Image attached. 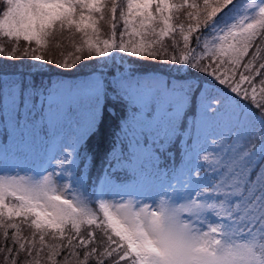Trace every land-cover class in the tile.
Here are the masks:
<instances>
[{"label": "snow or ice", "instance_id": "6c2138e0", "mask_svg": "<svg viewBox=\"0 0 264 264\" xmlns=\"http://www.w3.org/2000/svg\"><path fill=\"white\" fill-rule=\"evenodd\" d=\"M2 2L0 37L14 42L7 58L40 62L33 65L37 71L44 64L72 69L85 58L98 65L75 81L37 84L0 74V119L6 134L12 130V161L26 160L37 143L59 141L40 178L19 163L10 168L4 148V264H264V0L239 12L234 0ZM102 26L109 28L106 39ZM65 33L76 54L46 59V47ZM21 41L27 46L20 48ZM4 52L0 47V56ZM117 53L136 59L125 67ZM149 59L177 75L135 68ZM102 98L123 104L125 115L93 182L85 171L92 159L86 145L100 129ZM190 105L198 114L184 178L165 185L164 178H176L175 169L159 161L171 158L178 127L187 130ZM202 135L212 155L199 156L208 151L196 147ZM152 177L160 190L144 200L132 197V191L143 195L141 182ZM115 189L130 198L120 191L119 200L112 198ZM22 226L29 235L21 234Z\"/></svg>", "mask_w": 264, "mask_h": 264}, {"label": "trees", "instance_id": "16d2710c", "mask_svg": "<svg viewBox=\"0 0 264 264\" xmlns=\"http://www.w3.org/2000/svg\"><path fill=\"white\" fill-rule=\"evenodd\" d=\"M240 0H234L238 9V4ZM183 19V18H182ZM119 31V29H118ZM101 32L105 33V35H102V39L108 38L107 33L109 32L108 26H102ZM1 38V37H0ZM0 47H3V44L0 43ZM4 48V47H3ZM154 63H159L156 60H149ZM124 64H127L126 61H124ZM137 64V63H136ZM128 65V64H127ZM31 71H26L25 69L21 68L19 70L18 66L12 65L11 67H6L0 65V74L8 73V74H18L19 76L26 77L28 79H34L37 84L40 83L41 80L44 82H49L51 80L58 81L62 78H74L73 75H70L68 73H62L54 70H39L37 71L36 68L33 66L31 67ZM135 68L141 72V73H161L163 74L162 78H167L169 75H177V73L170 67L168 69H165L163 67H159L155 64L149 65V66H137L135 65ZM35 75H38L39 77H35ZM29 75V76H26ZM89 74H83L82 77L85 79L88 77ZM75 79V78H74ZM208 87H211V85H208ZM261 85L259 83L256 84L257 91H259ZM215 93V90H214ZM101 105L104 107L103 111V117H102V123L100 125L99 131L92 135L90 139L87 141V150L89 152V155L91 156V162L89 164L88 169H86V174L90 175L91 177L93 175H96L101 171V168L104 166V158L108 150L111 148L114 135L119 131L118 125L121 122V118L125 115V106L123 104L115 103L114 100H107L105 101L103 98L101 99ZM198 114V109H196L194 106H189V116H188V124H187V130L186 133L179 131V127L177 129V133L175 136L172 137V144L170 145L171 148V158H168V155H165L162 157L159 161L161 165L166 166L167 169H169V163L174 165L175 167H179L183 165L185 167L184 161V153L188 149V141H189V134L192 135L194 138L196 136V130L192 126V118L193 114ZM0 122H4L2 119H0ZM177 136L181 137V139L177 140ZM3 143H6L8 145H12L13 151L15 153V147L14 142L9 141H3ZM40 147V144L37 143L32 150L28 153L35 152ZM121 179H124L123 173L120 174ZM11 234V232H10ZM3 239V238H2ZM0 239V245L8 243L4 240ZM6 255L0 254V264H2V261L4 262V258ZM63 256V253L61 257Z\"/></svg>", "mask_w": 264, "mask_h": 264}, {"label": "rangeland", "instance_id": "374dc122", "mask_svg": "<svg viewBox=\"0 0 264 264\" xmlns=\"http://www.w3.org/2000/svg\"><path fill=\"white\" fill-rule=\"evenodd\" d=\"M198 3L202 4L203 0H197ZM252 0H246L244 2V4L240 7L241 11L244 7H246L249 3H251ZM4 8V4L2 2V0H0V11H2V9ZM182 19V18H181ZM68 33H65L64 37L60 38L59 41H54L51 45L46 47V51L43 53L46 57V59H52V60H67V59H71L76 53H75V49L72 47V42L68 39ZM179 39V37H177ZM102 39V38H101ZM77 44L79 42V37L77 36L76 38ZM0 43L3 44L4 47V55L0 56V65L2 66H6V67H11L12 65L14 66H18L19 70L21 68L25 69L26 71H31V67L35 64H40V62H36L33 60H30L28 58H23V59H9L7 58V54L9 52H11V49L13 47L14 42H9L6 38L1 37L0 38ZM59 43V47L56 46V44ZM165 43H170V39H166ZM194 43V41H193ZM27 45L24 44L23 41L20 42V48L26 47ZM30 47L35 48L36 45L33 43ZM182 47V45H181ZM178 54V53H177ZM20 53L17 52V56H19ZM117 56V61L119 62V58L121 56H124V61H128L129 59L135 60L136 58H131V57H127L125 54H116ZM85 57H86V53H85ZM150 60V59H149ZM149 60H144L141 62H138L137 66H149V65H157L159 67H163L165 69L170 68L169 66L161 63L160 61L156 60L159 63H154L152 61ZM99 63L103 64L104 63V58H99ZM97 59H88L85 58L79 62H76L74 68L72 69H62L56 66V64H44L40 67L39 70H54L56 69L59 72L62 73H68L70 75H73V77L75 78H62L60 80H83L82 75L83 74H91L96 68H97ZM126 66V64H125ZM115 65L112 64L111 62L108 64V69H114ZM173 69V68H172ZM174 70V69H173ZM29 76V75H26ZM35 77H39L38 75H35ZM53 81V80H51ZM56 81V80H55ZM59 81V80H58ZM258 83V81H257ZM256 83V84H257ZM256 86V85H255ZM109 96L111 97V92H109ZM257 96H259V91H257ZM130 115V113H129ZM8 130H11V127L9 126L7 129V133ZM6 139V131L5 128L3 130H0V150L3 147V141ZM210 146L208 144L203 145L202 148H209ZM40 148L37 150V152L33 155V158L36 159L37 156L39 155V157L36 159V172L35 175H37V178H40V176L42 175H46L47 174V170H49V162L47 160V155H55V153L59 150V141L56 138H52L50 139V142L45 146V148L43 150L40 151ZM211 148L208 149L207 152L201 151V154H210L211 155ZM46 160V166L42 167V161ZM14 163H19L21 167L26 169V166L24 165V163L21 162V158L19 157L17 161H13L11 163H9V167L11 168L13 166ZM2 167V166H0ZM40 167H42L40 169ZM206 171L209 175V177H211L212 172H211V168H207L206 167ZM21 175H24V172L20 173ZM199 175H203V173H199ZM117 184L119 183V181L116 182ZM143 187H142V191H143V195L141 194V191H132V197L136 198V199H140V200H144L146 199V197L150 194H153L155 191H159L160 190V180H157L155 177L146 179L145 181L141 182ZM164 183L166 185V182L164 180ZM116 191H120L122 195H125V199L130 198L129 196H127L124 192L123 189H115L112 190V192L110 193V196L116 200L120 199V196H116L115 192ZM169 191V189H168ZM149 203H151L152 201L149 200ZM182 202V201H180ZM214 219V217H212ZM11 232V231H10ZM22 235H29L30 234V229H28L26 226H22ZM3 238V239H2ZM0 239L4 240V236L2 234V232H0ZM58 242V241H57ZM3 245V244H2ZM46 251V250H45ZM4 255H7L6 253ZM62 257H60V259H62ZM20 259L23 260V254L20 255ZM46 259V257H45ZM82 259V257H81ZM2 264H4V262L2 261Z\"/></svg>", "mask_w": 264, "mask_h": 264}]
</instances>
